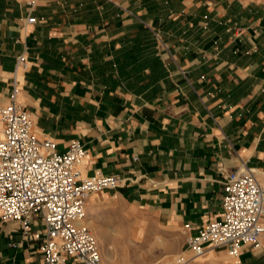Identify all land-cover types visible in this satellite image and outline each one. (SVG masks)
<instances>
[{
  "label": "crops",
  "instance_id": "0c3cea01",
  "mask_svg": "<svg viewBox=\"0 0 264 264\" xmlns=\"http://www.w3.org/2000/svg\"><path fill=\"white\" fill-rule=\"evenodd\" d=\"M14 76L39 139L77 141L82 176L122 179L87 197L107 264L157 231L186 246L221 218L230 171L264 181V0H0V106ZM43 229L0 221V264H43ZM235 258L264 264V236Z\"/></svg>",
  "mask_w": 264,
  "mask_h": 264
},
{
  "label": "built area",
  "instance_id": "2783aa9c",
  "mask_svg": "<svg viewBox=\"0 0 264 264\" xmlns=\"http://www.w3.org/2000/svg\"><path fill=\"white\" fill-rule=\"evenodd\" d=\"M28 16L26 23H35ZM17 65L25 67L18 55ZM16 77L7 104L0 106V221H18L26 237L41 221L43 264H65L67 257L81 264H103L97 239L84 222L90 193L121 185L117 174L82 176L78 164L86 150L77 141L58 152L55 142L39 139L29 114L17 101ZM222 215L204 223L186 238L188 257L167 264H187L207 249H226L238 255L244 244L259 247L264 236V181L255 171L240 167L224 176ZM40 233H37L38 236Z\"/></svg>",
  "mask_w": 264,
  "mask_h": 264
},
{
  "label": "rangeland",
  "instance_id": "374dc122",
  "mask_svg": "<svg viewBox=\"0 0 264 264\" xmlns=\"http://www.w3.org/2000/svg\"><path fill=\"white\" fill-rule=\"evenodd\" d=\"M88 208V206H87ZM89 214L87 209L86 224L90 227ZM93 231V230H92ZM97 239V238H96ZM183 238L179 232L168 231L137 236L135 240L128 239L121 242V248L111 255V261L114 264H167L177 257H187L190 251L183 246ZM207 250L208 255H200L198 258L192 257L187 264H238L236 258L224 249ZM103 264H107L102 255Z\"/></svg>",
  "mask_w": 264,
  "mask_h": 264
},
{
  "label": "bare ground",
  "instance_id": "6f19581e",
  "mask_svg": "<svg viewBox=\"0 0 264 264\" xmlns=\"http://www.w3.org/2000/svg\"><path fill=\"white\" fill-rule=\"evenodd\" d=\"M86 215H87V211H86ZM85 220H86V217H85ZM84 220V222L86 223V221ZM88 223H90V220L88 221ZM207 250H209V251H211L210 249H207ZM207 250L203 253V254H205V255H208V254H206L207 253ZM190 253H191V251H190ZM202 254V255H203ZM231 255V254H230ZM188 256H190V254L188 255ZM187 256V257H188ZM233 256H235V255H233ZM199 256H197L196 258H198Z\"/></svg>",
  "mask_w": 264,
  "mask_h": 264
}]
</instances>
